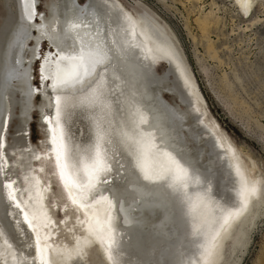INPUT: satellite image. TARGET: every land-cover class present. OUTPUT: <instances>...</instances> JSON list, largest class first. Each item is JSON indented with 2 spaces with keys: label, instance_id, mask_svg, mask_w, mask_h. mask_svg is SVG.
I'll list each match as a JSON object with an SVG mask.
<instances>
[{
  "label": "bare ground",
  "instance_id": "bare-ground-1",
  "mask_svg": "<svg viewBox=\"0 0 264 264\" xmlns=\"http://www.w3.org/2000/svg\"><path fill=\"white\" fill-rule=\"evenodd\" d=\"M233 1L243 17L255 2ZM1 6L0 264H88L92 248L98 250L100 264H220L229 239L235 257L247 244V230L264 215V176L255 174V164L242 159L231 144L223 145L203 122L204 111L198 106L203 107L204 100L165 25L146 7L133 12L118 0H86L82 5L77 0H48L45 12L38 14L36 8L39 23L26 19L22 0H1ZM197 8L201 12L195 23L205 34L218 19L212 11ZM101 15L119 63L114 59L101 69L85 93H53L42 80L41 90L35 89L32 64L41 55V41L55 53L54 42L67 38L72 43L77 33L86 35L80 28L69 31V22ZM212 47L207 44L215 59ZM159 62L165 63L162 73L156 72ZM38 92L42 102L35 107ZM163 93L173 96L172 104ZM35 108L60 189L83 217L73 216L67 242L45 204L47 189L33 173L40 154L29 144L27 125ZM165 130L170 135L164 140L196 161L199 184L191 169L187 177L175 173V153L161 138ZM97 160L105 171L95 170ZM169 170L172 178L161 187V177ZM105 183L119 190L124 212L104 191ZM67 221L68 215L62 223ZM239 262L233 258L230 264ZM256 264H264V252Z\"/></svg>",
  "mask_w": 264,
  "mask_h": 264
},
{
  "label": "rangeland",
  "instance_id": "rangeland-1",
  "mask_svg": "<svg viewBox=\"0 0 264 264\" xmlns=\"http://www.w3.org/2000/svg\"><path fill=\"white\" fill-rule=\"evenodd\" d=\"M47 1L38 0V14L45 12ZM118 1L125 9L133 12L146 7L160 24L165 25L204 100L205 105L198 106L199 110L203 108L205 112H202L203 122L214 130L223 145L227 148L232 145L245 161L249 158L255 164V174L264 176V0H254V6L252 4L247 18L243 17L233 0ZM77 2L79 5L84 3H81V0ZM197 6L201 7L202 13L212 11L219 21L217 26L210 25L211 29L205 30V34L195 23V18L201 12ZM210 7L212 8L209 9ZM35 18V23H39L38 15ZM208 43L213 46V51L215 50V59L207 50ZM29 44L33 45L32 42ZM39 51L54 53L46 40L41 41ZM42 60L40 55L32 64L31 81L37 90H41ZM164 70L165 63L159 62L156 72L162 73ZM48 83L45 82L47 85ZM163 96L172 104V95L163 93ZM41 102V92H38L34 96L35 107H39ZM40 119L38 109H33L27 125V138L31 148L40 154L33 162V173L47 189L45 204L55 220L59 236L62 235V241L67 242L68 225L74 224L71 222L76 215L82 219L83 217L70 205L64 188L60 189L62 185L59 186L60 181L51 161L52 155L48 152ZM12 131L11 128L9 133L12 134ZM66 215L68 221L63 224L62 219ZM237 229L238 225L233 233H236ZM246 233L243 243L247 244L235 257L231 254V239L225 242L224 257L220 264H230L233 258L237 262L240 260L238 264H256L258 256L264 252V215L259 217ZM100 261L97 249L88 250V264H100Z\"/></svg>",
  "mask_w": 264,
  "mask_h": 264
},
{
  "label": "snow or ice",
  "instance_id": "snow-or-ice-1",
  "mask_svg": "<svg viewBox=\"0 0 264 264\" xmlns=\"http://www.w3.org/2000/svg\"><path fill=\"white\" fill-rule=\"evenodd\" d=\"M84 0H81L83 3ZM23 14L28 21H32L37 14L36 0H22ZM103 16L84 20H73L68 24V30L80 28L83 29L86 35H76L71 37L72 43L67 42V38L54 42V46L58 49L55 53L47 52L41 53L43 63L40 65V80L49 82L48 87L51 88L53 93H65L69 95H77L85 93L87 90L99 79L100 70L109 67L113 60L119 58L114 56L112 48L109 46L107 40V29L101 26ZM59 36V34H57ZM118 42V41H117ZM33 55H35V49H33ZM62 101L59 96L55 100V106L59 109ZM48 107H53L51 97L49 98ZM151 127V126H150ZM170 135L166 130L162 133V140L164 136ZM163 146L170 149L175 153L173 162L175 163V173L188 176V170L192 171V179H195L197 184L200 183L196 179V173L201 170L196 167V161L192 158L188 151L183 148H179L175 143L170 140H164ZM215 148V145H214ZM219 153L216 155V159H219ZM178 158V159H177ZM59 160V153L57 155ZM94 167L97 172L105 171L102 162L97 160L94 162ZM119 172V169L116 170ZM203 174V173H201ZM173 172L169 170L167 176L161 177L163 187L172 178ZM146 180L150 177L146 174L144 177ZM137 181L139 177H136ZM102 181L106 180V177H101ZM3 182L0 181V204L3 203ZM104 191H108L117 200L118 211L124 212V202L120 197L119 190L115 187L109 188L107 184L104 185ZM255 193V188L251 189ZM19 208V205H16ZM27 220V216H25ZM124 223H128L127 220ZM227 223V220H225Z\"/></svg>",
  "mask_w": 264,
  "mask_h": 264
}]
</instances>
